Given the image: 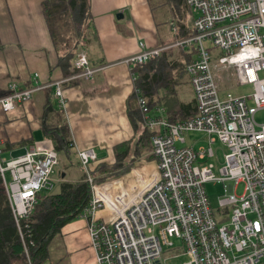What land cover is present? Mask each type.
Here are the masks:
<instances>
[{
    "label": "built area",
    "instance_id": "built-area-1",
    "mask_svg": "<svg viewBox=\"0 0 264 264\" xmlns=\"http://www.w3.org/2000/svg\"><path fill=\"white\" fill-rule=\"evenodd\" d=\"M183 3L196 15L190 34L159 46L141 42L140 51L124 60L133 71L175 48L191 57L185 72L197 112L187 119L171 121L153 113L132 72L142 126L156 130L151 153L157 169L148 177L134 170L138 188L130 192L122 178L96 180L94 164L99 159L94 148L77 152L91 187L83 216L95 264H170L182 256L189 259L181 264H264V124L256 122L264 108V0ZM173 30L178 34L176 27ZM74 67L77 78L91 79L97 71L85 53L78 54ZM231 68L237 86H251L250 94L222 95L218 70ZM67 79L47 84L35 80L30 88L11 82L0 105L10 111L31 100L35 91L50 87L58 107L65 110ZM196 133L202 136L188 143L186 135ZM203 140L206 144L196 147ZM58 164L54 145L31 146L9 158L0 148V178L27 254L22 227L39 196L54 189ZM210 181L223 182L226 190L216 209L206 189ZM240 183L244 192L238 195Z\"/></svg>",
    "mask_w": 264,
    "mask_h": 264
},
{
    "label": "crops",
    "instance_id": "crops-1",
    "mask_svg": "<svg viewBox=\"0 0 264 264\" xmlns=\"http://www.w3.org/2000/svg\"><path fill=\"white\" fill-rule=\"evenodd\" d=\"M44 2L0 0V98L8 93V85L14 81L30 88L35 80L47 84L68 78L63 83L67 105L65 110L58 107L54 90L50 87L35 91L31 100L17 103L10 111H4L0 105L2 155L16 157L31 146L46 149L54 145L45 128L60 126L66 121L74 144L69 152H59V156L64 155L65 161L59 160L54 175H58L61 182H76L84 174L78 161L79 149L94 148L99 159L94 164L96 166L102 163L113 165L116 161L115 146L131 141V154L124 161L131 164V172L122 180L124 187L134 192L138 188L137 181L131 185V179H135L134 170L148 177L157 169V162L149 155L150 151L136 158L134 156L142 130L140 126L136 130L130 118V106L137 108V104L133 99V71L124 60L140 51L141 42L149 46L172 43L179 35L190 34L192 24L176 27L178 34L174 30L171 33L162 29L150 0H90L99 41L86 51L97 71L91 79H83L74 77L76 59L69 56L65 59L71 64L73 60L71 68L60 65L63 56L74 54L76 50L71 45H60V50L55 46L43 10ZM180 6H185L183 0ZM171 51L175 49L166 51L163 57L170 56ZM162 97L161 91H156L154 100L157 104L152 105V112L168 117ZM72 222L65 225L62 231ZM85 229L86 241L90 245L87 218ZM89 247L94 254L93 247ZM51 249L50 246V256ZM53 258L63 264L66 255H54Z\"/></svg>",
    "mask_w": 264,
    "mask_h": 264
},
{
    "label": "trees",
    "instance_id": "trees-1",
    "mask_svg": "<svg viewBox=\"0 0 264 264\" xmlns=\"http://www.w3.org/2000/svg\"><path fill=\"white\" fill-rule=\"evenodd\" d=\"M178 5L182 0H176ZM43 10L49 26L53 41L57 49L60 45H71L76 52L63 56L60 65L63 68L73 67L65 59L77 58L80 49L86 50L94 42L99 41L98 31L91 13L90 0H45ZM74 44H71V42ZM185 56H188L185 54ZM165 57V56H164ZM162 57V61L164 60ZM187 61L167 62L151 60L144 65L133 69L137 77V84L148 98L149 105L157 104L154 100L157 88H165V96L173 90L178 80L172 79L175 68L181 67L185 71ZM159 61V66H157ZM75 63V62H74ZM177 66V67H176ZM145 67V68H144ZM183 75L179 74V78ZM172 83V84H171ZM167 94V95H166ZM137 104L135 96H133ZM130 106V118L136 130L139 126L142 133L134 150V156L139 157L151 151V139L156 130H150L142 126V116L138 107ZM171 121L187 119L197 112L195 100L182 103L180 108L167 111ZM55 149L69 152L73 148V139L68 126L64 121L60 126L46 127ZM132 142L119 143L114 148L115 163L100 164L94 171L98 182L120 179L131 171V164L125 163L131 154ZM150 155V154H149ZM133 161V159H132ZM91 199V187L84 173L76 182L62 181L61 190L58 193H42L39 202L31 218L22 227L28 254L21 237L20 230L15 222L9 197L0 178V264H46L50 257V246L53 239L62 232L69 222L83 216Z\"/></svg>",
    "mask_w": 264,
    "mask_h": 264
},
{
    "label": "rangeland",
    "instance_id": "rangeland-1",
    "mask_svg": "<svg viewBox=\"0 0 264 264\" xmlns=\"http://www.w3.org/2000/svg\"><path fill=\"white\" fill-rule=\"evenodd\" d=\"M150 4L153 8L157 22L161 23V28H165L171 33L174 27H181L182 24L191 26L192 21L196 16L195 13L191 12L190 9H188L186 6L178 5V2L176 0H150ZM74 41L75 39L73 40V43L71 42V44H74ZM86 50L80 49L78 52L81 51V53H85L88 56ZM184 55L185 54H183L181 50L175 48V51H171L170 56H168L169 58L167 57V55H165L164 60L167 62H183V59H185V61H187L186 59L189 58V55ZM162 57L163 55L155 60L162 61ZM164 60L162 61L163 63L165 62ZM157 66H159V61ZM172 73L174 75L172 76V79L178 80V83L172 87L173 90L170 91L168 95L166 94L167 96H165V88H162L161 90L157 88L159 92L161 91V96L163 95V105L167 111L180 108L183 102L188 103L193 101V91L186 72L183 71L181 67H177L174 69V71H172ZM179 74L183 76L179 78ZM218 78L221 82V89L223 90L222 95H224L226 91H231L236 95H248L252 92V88L249 85L237 86L234 71L232 68L229 69V71L218 70ZM256 122L258 124H264V108L259 110L256 114ZM201 136L202 135L198 133L186 135L188 143L190 144H192L194 139L200 138ZM205 144L206 142L203 140L196 144V147H200ZM149 154L153 156L151 151ZM219 155L222 161L223 152H220ZM59 160H62L63 162L65 161V157L63 154H60ZM99 165H94V168L96 169ZM216 174L218 176L217 171ZM54 179L55 187L51 191L52 194L58 193L61 190V181L58 179V175H54ZM131 180V185H133L135 179L133 178ZM206 189L210 197L211 206L213 209H216L219 204V198L223 197L226 194L224 183L221 181H210L207 183ZM235 192L238 195H241L244 192V184L240 183L239 185H237V187L235 188ZM85 226L86 218L84 216H79L78 218L74 219L69 226L65 227V229L53 241L51 245V256L49 257V260L46 264H60V262L54 260V255H66V260L62 262L63 264H95V253L93 254L92 249L89 247L91 244L89 245V242L87 243L86 241ZM165 251L166 256H171V253H169L167 250ZM188 259V256H182L179 259L172 258L169 263L181 264Z\"/></svg>",
    "mask_w": 264,
    "mask_h": 264
},
{
    "label": "water",
    "instance_id": "water-1",
    "mask_svg": "<svg viewBox=\"0 0 264 264\" xmlns=\"http://www.w3.org/2000/svg\"><path fill=\"white\" fill-rule=\"evenodd\" d=\"M120 15H121V14H120ZM120 15H119V16H120ZM64 177H65V173L63 174V178H64ZM156 264H160V263H159V262H157Z\"/></svg>",
    "mask_w": 264,
    "mask_h": 264
}]
</instances>
